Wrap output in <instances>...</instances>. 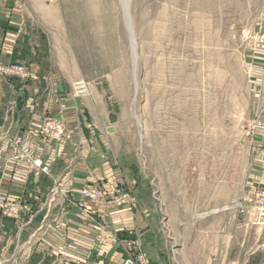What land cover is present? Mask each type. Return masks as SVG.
Masks as SVG:
<instances>
[{
    "label": "rangeland",
    "instance_id": "374dc122",
    "mask_svg": "<svg viewBox=\"0 0 264 264\" xmlns=\"http://www.w3.org/2000/svg\"><path fill=\"white\" fill-rule=\"evenodd\" d=\"M128 4L127 18L123 0H0V23L9 26L18 15L19 25L0 32V75L27 80L39 72L81 99L79 124L90 138H105L124 179L79 190L57 180L50 200L128 208L136 229L115 232L118 264H264V223L253 206L240 213L255 144L246 130L262 117H253V91L264 72V0ZM15 49L18 61L5 64ZM49 123H61L64 134L42 136L71 138L66 116L43 128ZM88 187L102 199L81 196ZM0 201L7 209L1 218L25 215L22 203ZM12 207L18 215L11 217ZM25 242L2 239L0 264H117L111 252L43 255L28 252L38 242Z\"/></svg>",
    "mask_w": 264,
    "mask_h": 264
},
{
    "label": "crops",
    "instance_id": "0c3cea01",
    "mask_svg": "<svg viewBox=\"0 0 264 264\" xmlns=\"http://www.w3.org/2000/svg\"><path fill=\"white\" fill-rule=\"evenodd\" d=\"M3 15L0 12L1 18ZM15 18L18 20V15ZM17 20H12L9 26L0 23V32L13 33L12 29L19 27ZM14 51L7 56L4 54L5 64L18 61V52ZM263 61L258 60L259 63ZM50 80L39 72L27 80L0 75V197L22 203L25 214L17 220L0 217V241L9 238L19 242L22 239L27 247L31 242H38L39 246L33 249L32 245L28 252L46 255L55 249L71 258L89 255L94 258L98 252H111L112 259L117 264L122 263L118 253L121 247L114 237L116 233L129 235L133 228L136 229L128 208L117 209L86 200L79 202L77 198L76 203H72L64 196L50 200L57 180L61 184L67 182L74 190L94 180H101L107 188L124 181L105 138H90L86 126L79 124L81 99H74L61 85L50 84ZM255 81L253 117L258 114L264 118V72L258 73ZM62 116L69 120L71 138L55 142L42 136L40 131L45 122ZM24 144L49 166V174L37 172L25 158H15ZM252 151L250 180L264 184V137L261 133ZM63 208L65 211L61 213ZM138 221L146 238V220L140 216ZM20 225L24 226L23 230Z\"/></svg>",
    "mask_w": 264,
    "mask_h": 264
},
{
    "label": "built area",
    "instance_id": "2783aa9c",
    "mask_svg": "<svg viewBox=\"0 0 264 264\" xmlns=\"http://www.w3.org/2000/svg\"><path fill=\"white\" fill-rule=\"evenodd\" d=\"M262 48L264 49V45L262 46ZM31 78H33V75L31 76ZM81 94L85 95V92ZM41 130H45L44 133L48 135H52L55 132L54 135L57 138L64 134L63 126L61 125V123H49L48 125H46V128H42ZM40 133L42 134L41 131ZM258 133H261L262 137H264V118L256 116L247 127L246 135L250 142L254 144ZM24 158L32 163V166L35 170L41 171L44 174L49 173V167L44 164V161L41 158L35 156L32 151L26 150ZM80 195L90 200H98L102 199L103 197V194L100 191L94 190L89 187L83 188V190L80 192ZM4 203L5 202L0 201V212L6 214L7 209ZM252 206L256 209V212L258 213L259 217H261L264 223V186L260 182H252L248 187L246 198L243 199V202H241L240 213H245ZM10 211L9 215L11 217L18 215L15 207H12ZM142 260L144 259L142 258Z\"/></svg>",
    "mask_w": 264,
    "mask_h": 264
},
{
    "label": "bare ground",
    "instance_id": "6f19581e",
    "mask_svg": "<svg viewBox=\"0 0 264 264\" xmlns=\"http://www.w3.org/2000/svg\"><path fill=\"white\" fill-rule=\"evenodd\" d=\"M123 6H124V9H125V13H126V16H127V18H128V13H127V8L129 7V4H128V0H123ZM130 13V12H129ZM129 18H130V16H129ZM128 20V19H127ZM128 24H129V21H128ZM129 27V26H128ZM131 27V26H130ZM129 31H131V29L129 30ZM131 37V36H130ZM237 206H239V204H237Z\"/></svg>",
    "mask_w": 264,
    "mask_h": 264
},
{
    "label": "water",
    "instance_id": "95a60500",
    "mask_svg": "<svg viewBox=\"0 0 264 264\" xmlns=\"http://www.w3.org/2000/svg\"><path fill=\"white\" fill-rule=\"evenodd\" d=\"M128 264H132L131 262H129Z\"/></svg>",
    "mask_w": 264,
    "mask_h": 264
}]
</instances>
